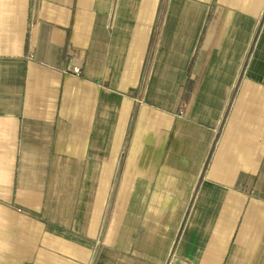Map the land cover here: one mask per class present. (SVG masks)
Masks as SVG:
<instances>
[{
	"label": "crops",
	"instance_id": "0c3cea01",
	"mask_svg": "<svg viewBox=\"0 0 264 264\" xmlns=\"http://www.w3.org/2000/svg\"><path fill=\"white\" fill-rule=\"evenodd\" d=\"M0 264H264V0H0Z\"/></svg>",
	"mask_w": 264,
	"mask_h": 264
},
{
	"label": "built area",
	"instance_id": "2783aa9c",
	"mask_svg": "<svg viewBox=\"0 0 264 264\" xmlns=\"http://www.w3.org/2000/svg\"><path fill=\"white\" fill-rule=\"evenodd\" d=\"M71 72H72L74 75H79L80 70L77 69V68H73V69H71Z\"/></svg>",
	"mask_w": 264,
	"mask_h": 264
}]
</instances>
